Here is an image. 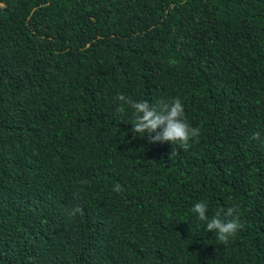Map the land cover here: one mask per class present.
Returning a JSON list of instances; mask_svg holds the SVG:
<instances>
[{"label":"trees","instance_id":"trees-1","mask_svg":"<svg viewBox=\"0 0 264 264\" xmlns=\"http://www.w3.org/2000/svg\"><path fill=\"white\" fill-rule=\"evenodd\" d=\"M121 94L198 137L169 158ZM4 186L0 264H264V0H0Z\"/></svg>","mask_w":264,"mask_h":264},{"label":"clouds","instance_id":"clouds-1","mask_svg":"<svg viewBox=\"0 0 264 264\" xmlns=\"http://www.w3.org/2000/svg\"><path fill=\"white\" fill-rule=\"evenodd\" d=\"M117 99L127 104L132 110L133 119L131 121V131L136 136L148 135L149 143H170L173 147L170 157L177 154V147L187 150L190 140L198 137L199 129L191 127L184 118V106L179 98L170 101H160L156 105L148 101H135L118 95ZM119 113L124 112V108L117 109ZM259 133H254L252 139H258ZM114 191H120L117 184ZM79 206L75 207L70 215L81 212ZM238 208L228 207L226 210L217 211L211 218L207 215L208 206L206 203L196 202L191 208L201 221L206 222V231L215 233L216 239L227 244L230 237H233L237 230L242 228L238 219Z\"/></svg>","mask_w":264,"mask_h":264},{"label":"rangeland","instance_id":"rangeland-1","mask_svg":"<svg viewBox=\"0 0 264 264\" xmlns=\"http://www.w3.org/2000/svg\"><path fill=\"white\" fill-rule=\"evenodd\" d=\"M17 189L14 186H4L0 189V196L13 195Z\"/></svg>","mask_w":264,"mask_h":264}]
</instances>
